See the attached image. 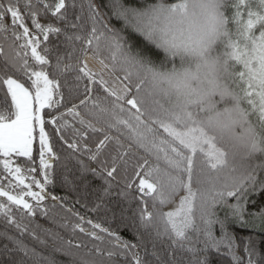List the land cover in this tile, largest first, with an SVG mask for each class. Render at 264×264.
<instances>
[{
  "label": "snow or ice",
  "instance_id": "snow-or-ice-1",
  "mask_svg": "<svg viewBox=\"0 0 264 264\" xmlns=\"http://www.w3.org/2000/svg\"><path fill=\"white\" fill-rule=\"evenodd\" d=\"M0 222V264H264V0H0Z\"/></svg>",
  "mask_w": 264,
  "mask_h": 264
},
{
  "label": "clouds",
  "instance_id": "clouds-1",
  "mask_svg": "<svg viewBox=\"0 0 264 264\" xmlns=\"http://www.w3.org/2000/svg\"><path fill=\"white\" fill-rule=\"evenodd\" d=\"M195 10L197 15L193 18L191 34L189 35L187 32H185L183 35L177 34L178 41L188 42L192 46L196 45L201 34L210 26L212 22L209 11L206 8L197 7Z\"/></svg>",
  "mask_w": 264,
  "mask_h": 264
},
{
  "label": "trees",
  "instance_id": "trees-1",
  "mask_svg": "<svg viewBox=\"0 0 264 264\" xmlns=\"http://www.w3.org/2000/svg\"><path fill=\"white\" fill-rule=\"evenodd\" d=\"M100 95H103V93L101 92ZM55 142V141H54ZM57 144V148H58V142H55ZM61 157H63L64 153H60ZM55 167V166H54ZM58 171V170H57ZM49 191L54 192V194L56 195H68L69 196V201L68 203L71 204L75 199H76V194L75 193H70L68 192L65 188L61 187L58 183L53 187V186H49ZM89 201L91 200V197L88 198ZM85 201L82 199L81 200V204H83ZM76 210L80 211L82 215H87V216H91L93 219H100V217L103 215L102 213L100 214H94L91 212H88L85 208H82L80 205H76ZM63 215V213H61ZM36 223H39L45 227H49V228H57V225L51 223L48 220H45L44 218L40 217L39 215H37L36 217ZM3 227L2 222H0V228ZM113 227H115V225H113ZM125 235H127V233H124Z\"/></svg>",
  "mask_w": 264,
  "mask_h": 264
}]
</instances>
